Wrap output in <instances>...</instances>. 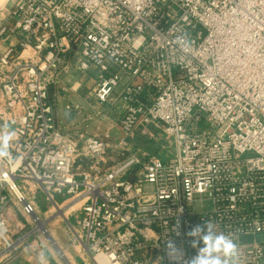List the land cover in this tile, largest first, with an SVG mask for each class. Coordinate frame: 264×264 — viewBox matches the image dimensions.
<instances>
[{
  "label": "built area",
  "instance_id": "obj_1",
  "mask_svg": "<svg viewBox=\"0 0 264 264\" xmlns=\"http://www.w3.org/2000/svg\"><path fill=\"white\" fill-rule=\"evenodd\" d=\"M8 4L0 38L16 44L0 51V128L16 137L0 158V262L35 235L10 212L14 201L40 223L33 185L50 203L81 199L74 244L94 264H169L168 240L190 258L184 233L204 220L233 237L236 264H264V0ZM92 69L99 103L123 104L117 139L57 122L51 89ZM150 125L174 157L137 145Z\"/></svg>",
  "mask_w": 264,
  "mask_h": 264
},
{
  "label": "rangeland",
  "instance_id": "obj_2",
  "mask_svg": "<svg viewBox=\"0 0 264 264\" xmlns=\"http://www.w3.org/2000/svg\"><path fill=\"white\" fill-rule=\"evenodd\" d=\"M75 75L79 79L91 78L97 79L98 73L92 69L88 73L77 72ZM72 105L70 100L59 102L60 119L63 121L67 114V106ZM64 126V124H63ZM136 142L147 154L156 155L162 160H169L176 154L174 141H166L162 128L156 125H150L142 129L137 135ZM110 156L114 160H121L118 153L112 151ZM32 189V190H31ZM35 187L27 186L24 191L26 198L30 202H34L36 206V216L40 219V223H36L34 217H22L20 212L15 209L16 219L26 226L24 232L34 231L35 235L31 238L38 240L39 246L43 251L49 264H94L88 252L74 244V231L78 230V223L81 217V199L70 200L65 203H50L46 200V195L41 190L37 191L34 197ZM79 204V205H78ZM17 208L21 205L17 204ZM44 224V228L41 225ZM45 230L47 233H45ZM56 243L59 251L65 258L59 254L57 247L53 246L50 238ZM67 260V262H66Z\"/></svg>",
  "mask_w": 264,
  "mask_h": 264
},
{
  "label": "crops",
  "instance_id": "obj_3",
  "mask_svg": "<svg viewBox=\"0 0 264 264\" xmlns=\"http://www.w3.org/2000/svg\"><path fill=\"white\" fill-rule=\"evenodd\" d=\"M8 7V0H0V26L7 22ZM15 44L16 38H0V51L4 52L9 46ZM75 74L72 72L70 76H64L63 81L50 91L51 102L55 105L57 122L60 128L65 131L79 132L86 137L97 136L106 139L109 136L117 139L119 122L124 114L122 102L114 98L115 100L108 104H100L93 94L96 79H79ZM66 99L70 100L72 105L67 106L69 114L65 117L63 126L60 119L59 102ZM138 146L141 148L140 145ZM144 150L143 152L146 153ZM77 165L79 166V171L87 170V162L79 161ZM106 166L102 165L100 168L105 169ZM95 170H98V167H95ZM15 209L24 217L22 209L17 208V204L13 201L10 203L12 216H15ZM38 246L39 243L36 238L34 241L22 245L12 255V258L8 261L0 262V264H49L46 260L47 258H45L44 251Z\"/></svg>",
  "mask_w": 264,
  "mask_h": 264
},
{
  "label": "clouds",
  "instance_id": "obj_4",
  "mask_svg": "<svg viewBox=\"0 0 264 264\" xmlns=\"http://www.w3.org/2000/svg\"><path fill=\"white\" fill-rule=\"evenodd\" d=\"M16 137V131L9 124L0 128V158H11L10 142ZM190 246L197 250L196 255L185 259L183 247L174 240L165 244V255L169 264H236L238 245L230 234L217 230L212 220L191 227L186 233Z\"/></svg>",
  "mask_w": 264,
  "mask_h": 264
},
{
  "label": "water",
  "instance_id": "obj_5",
  "mask_svg": "<svg viewBox=\"0 0 264 264\" xmlns=\"http://www.w3.org/2000/svg\"><path fill=\"white\" fill-rule=\"evenodd\" d=\"M49 238H50L53 246L57 247L56 243L51 239V237H49ZM257 241L259 243H264V235H259L257 237ZM253 242H254V238L253 237H244L242 239V243L243 244H252ZM57 250H58L59 254L62 256V258H65L64 255L59 251L58 247H57ZM66 262H67V260H66Z\"/></svg>",
  "mask_w": 264,
  "mask_h": 264
},
{
  "label": "trees",
  "instance_id": "obj_6",
  "mask_svg": "<svg viewBox=\"0 0 264 264\" xmlns=\"http://www.w3.org/2000/svg\"><path fill=\"white\" fill-rule=\"evenodd\" d=\"M64 201H66V200H64V199H62V198L58 200V202L61 203V204H62Z\"/></svg>",
  "mask_w": 264,
  "mask_h": 264
},
{
  "label": "bare ground",
  "instance_id": "obj_7",
  "mask_svg": "<svg viewBox=\"0 0 264 264\" xmlns=\"http://www.w3.org/2000/svg\"><path fill=\"white\" fill-rule=\"evenodd\" d=\"M79 205V204H78ZM41 224V223H40ZM42 228H44V224L41 225ZM101 264H105L104 261L101 260Z\"/></svg>",
  "mask_w": 264,
  "mask_h": 264
}]
</instances>
